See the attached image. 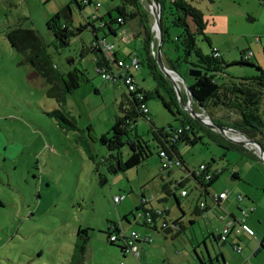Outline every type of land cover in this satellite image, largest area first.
Masks as SVG:
<instances>
[{
  "label": "rangeland",
  "instance_id": "obj_1",
  "mask_svg": "<svg viewBox=\"0 0 264 264\" xmlns=\"http://www.w3.org/2000/svg\"><path fill=\"white\" fill-rule=\"evenodd\" d=\"M189 1L203 9L205 18H210L208 10L200 5L204 0ZM97 2L100 6L95 9ZM116 4L119 0H91L81 8L74 0H0V264H68L79 228H86L89 234L85 262L99 264L102 254L111 249L119 250L109 243L105 231L114 221L127 223L124 213L133 222L128 208L134 212L141 202V193L153 195L155 199L163 198L159 204L169 209L165 214L168 223L176 217L182 220L178 234L172 233L174 230L150 232L155 248L153 256L158 264H200L199 258L211 264L209 255L214 264H223L218 256L219 249L224 246L212 233H218L221 228L222 223L217 217L221 208H226L224 205L221 208L211 206L210 194L217 193L220 188L230 193L235 182L244 188L250 182L264 183V162L252 152L255 147L240 144L239 148H225L203 136L195 144H179L184 164L195 169L204 161L210 162L213 170L222 169V173L208 187V194L193 177H188L184 184L188 194L181 196L177 183L187 177L186 171L183 166L161 169L149 131L151 124L142 117L133 125L129 137L138 135L149 141L153 154L140 165L126 170L114 165L117 156L122 161L127 159L129 145L124 143L118 151L109 150L100 143L99 137L109 133L119 114L118 103L128 93L122 83L112 85L95 70L94 53L90 50L95 35L88 21L94 23L98 37L112 42L120 55L130 50L141 55L142 34L133 35L131 31H136L134 23L115 37L105 35L106 29L99 27V20L93 21L94 14L102 15L108 7L114 13ZM66 5L70 6V13L62 14L60 23H67L75 34L67 46H59L46 22ZM227 14L226 10L217 15L215 10L212 12L217 20L216 28L224 29L219 38L231 43L232 40L239 41L241 33H245L247 43L243 38L240 40L243 45L247 44L243 51L252 50L251 61L264 70V15L250 21L244 14L238 13L236 17L228 14L227 30ZM103 17L108 18L107 12ZM80 26L83 28L78 30ZM15 27L36 31L56 77L76 67L85 72L88 81L73 92L62 90L58 78L52 84L47 83L9 44L7 33ZM213 28L209 26L208 31ZM179 31L176 27L170 29L172 37ZM128 33L131 38L126 37ZM198 38V46L208 51L207 43ZM257 38L260 41L257 42ZM240 49L231 50L228 57L223 58L227 65L217 78L218 83H239L259 73L256 66L236 63L240 60ZM163 51L172 58L179 54L171 42L164 44ZM189 69L186 63L179 67L184 81L180 80L178 85L184 98L188 97L186 86L193 81ZM133 72L141 87L153 93L147 100L153 124L157 127L181 125L186 119V111L172 82L165 78L164 85L158 86L152 70L146 65H140ZM156 89L171 102L174 114L164 106L154 92ZM192 109L202 110L194 100ZM202 111L228 125L239 119V114L229 108L210 107ZM260 111L264 119V96ZM227 134L231 135L230 132ZM127 139V136L122 137L124 142ZM233 172H237L238 178L232 177ZM164 184L172 185L170 188L178 197L179 206L173 192H164ZM114 195L124 197L116 204ZM155 199H152L153 203L157 201ZM201 201L210 208L196 215L194 207ZM134 228L140 226L134 223ZM225 246L236 253L228 243ZM235 256L241 258L239 254Z\"/></svg>",
  "mask_w": 264,
  "mask_h": 264
},
{
  "label": "trees",
  "instance_id": "obj_2",
  "mask_svg": "<svg viewBox=\"0 0 264 264\" xmlns=\"http://www.w3.org/2000/svg\"><path fill=\"white\" fill-rule=\"evenodd\" d=\"M74 1L81 8L83 4L86 5L91 3V0H86L85 2L78 0ZM158 2L160 4V24L163 36L161 54H163L162 50L164 44L167 42L174 43V49L179 52L175 58L166 57L164 61L165 65L178 72L182 77H184V75L179 71V67L182 63H186L190 68L200 70V75L197 77L191 76L193 81L186 86V89L189 92V95L193 97V100L198 102V105L202 110H207L210 107H224L236 111L239 114V119L230 125L224 124L221 120L211 115L209 116L217 123L231 129L241 131L249 137L256 139L264 146V119L262 117L263 112L260 111L261 102L264 96V70L257 65L258 63L254 65L253 61H251L252 54L248 59H243V54L245 53V51H243L241 52L240 60L236 61V63L256 66L259 73L239 83H235L233 81H231L230 84L218 83L217 78L220 76L224 66L227 64H225L221 53L218 51L217 54V51L214 50L209 37L204 31L206 20L203 17L202 11L195 7L189 0H158ZM146 3L147 2L145 0H119V4L113 8L114 13L109 12L107 19L104 17H98V15L94 14L93 21L99 20V27L106 29L105 35L112 34L115 37L126 27H129L130 24L134 23L135 27L142 34V53L141 55H135L139 58L140 65H146L152 70L154 79L157 81L158 86H163L165 78L167 77L160 71L156 63L155 50L158 40L155 37V31L151 29L153 16ZM67 12L70 13L69 5H66L61 11L56 12L46 22L47 27L52 31L59 46H67L70 38L75 34V32L69 28L67 23H60L62 14H66ZM88 25H91L95 35V38L90 43V50L94 53L95 70L102 66H106L108 70H111L112 64L109 66V60L105 57L103 51L95 45L101 40L106 41L105 38L98 37L96 32L97 28L94 23L88 21ZM85 26L86 25H84V27ZM172 27L180 29L179 33H177L174 37H172L170 32ZM82 28L83 26H80L78 30H81ZM198 37L207 43L208 51H204L203 48L198 46ZM7 40L11 47L22 55V61L29 64L36 74L44 78L47 83L52 84L53 80L58 78L62 90L65 92H73L83 83L88 81L85 72L76 67L56 77L54 75V67L50 62L46 48L43 45L41 38L32 28L15 27L7 33ZM113 60H116L114 51ZM123 85L126 88L128 95L125 94L118 103L119 114L116 115L109 133L102 134L99 137L100 143L105 145L109 150L118 151L124 143L129 145V156L125 161H122L120 157L117 156L116 165H118L121 170H126L140 165L153 154L149 141L138 137V135L133 138L129 137V133L133 125L139 117H142L148 120L151 124L149 131L152 133V140L155 142V148H157L156 152L158 159H160L159 153L161 151H166L169 158L175 155L180 160V166H183L186 171L187 177L182 178L177 183L180 190L185 188V179L193 177L203 188L205 193L208 194V187L211 186L219 177L222 173V169L213 170L211 169L212 167L210 162H202L205 164L206 170H210L212 172L211 177L204 180L202 175H197L193 172V168H188L184 164L182 156L179 153V144L182 142L186 144H195L198 141H201L203 136H208L220 146L225 148H229L230 146L239 148L241 145L230 142L219 132L208 128L204 124L195 120L188 113H185L186 119L182 120L181 125L178 126L183 127L188 125L189 128H184L177 138H172L173 134H171V132H173L174 127L178 126L169 124L157 127L152 122L149 110L148 112H143L140 109L141 104L147 105V100L153 96V93L149 91L147 92L137 83V89L135 91H129L126 85ZM170 89L173 91L172 86ZM154 92L162 100L164 106L172 112L171 102L161 96L157 89L154 90ZM182 97L184 98L183 95ZM174 100L176 106H178L176 98H174ZM202 110L197 112H201ZM172 113L174 114L175 112ZM199 131H201L202 134H200ZM123 136L128 137L126 142L122 140ZM252 155L256 157L254 154ZM232 175L233 178H238L237 172H233ZM170 187H172V185L169 186L164 184L163 190L166 194L173 192L172 194L179 206V199ZM210 195L212 196L213 194ZM141 196L143 197L142 194ZM162 199L163 198L160 200ZM199 203L198 205H195L193 210L196 215L207 210V207L201 208ZM0 204H2L1 201ZM214 205L219 207V203ZM144 206L143 202H141V204L135 208L134 212H132V216L136 217L139 210L148 211L154 219L151 224L145 223L143 219V225L150 228L154 227L156 223H158V221H156L158 216L154 213V209H145ZM166 213L167 210L165 214ZM124 219H128L127 216H124ZM178 223L179 220L173 221V224L179 225ZM162 230L170 232L171 227L163 228ZM119 232V229L115 225L112 226V228H107L105 233L110 244L117 245L109 240V236L111 234H118ZM77 235L78 239L70 255L69 264H82L85 257L86 244L89 240L88 231L86 228H79ZM226 242H228V240ZM117 246L121 248L120 245ZM209 260L211 262L210 258ZM199 262L200 264H207V262L202 258H199Z\"/></svg>",
  "mask_w": 264,
  "mask_h": 264
},
{
  "label": "crops",
  "instance_id": "obj_3",
  "mask_svg": "<svg viewBox=\"0 0 264 264\" xmlns=\"http://www.w3.org/2000/svg\"><path fill=\"white\" fill-rule=\"evenodd\" d=\"M263 1L264 0H204L203 2L200 3L201 6L203 5V7L206 10H208L207 12H208V15L210 16V18L209 17L205 18V13L203 12V9H200L203 13L204 19L206 20L205 33L209 37L211 45L217 50H219L223 58L226 59L229 53L231 52V50L235 48L241 47L240 52H243V50L247 49V44L243 45V43H240L241 38H243L244 41H246L247 43V38L245 37V33H241L239 41L232 40L231 43H226L225 40H222L221 38H219V35L224 34V29H221L220 27L216 28L217 20L215 17L212 16L213 10H215L216 15L221 10H226L228 14L235 15V17L238 16V13H239V14H244L246 16V20L255 21L256 19H260L264 15ZM105 12H107L108 14L109 12H111V9L108 7L105 10ZM103 14L98 15V17L102 18ZM228 14H227V19H226V24H225V28H227V30H229ZM211 25L214 28L213 30L208 31V27ZM133 28L136 29V31L134 29L131 31L133 35L141 34L140 31L135 26ZM126 37L131 38L132 36L130 35V33H128ZM121 38L124 39V36H122ZM250 52L253 56L254 55L253 51L250 50ZM131 54H137V53H135V51L133 50H130V51H127L126 54L120 55L117 50H114L115 58H119V59L126 58ZM105 56L110 57L108 54H106ZM166 57L172 58L169 54L163 51V54H162L163 61H165ZM135 74L136 73H133V79L141 87V85L136 81ZM112 85H116V84H112ZM186 98L187 97H185V99ZM232 186L233 187H230V190H231L230 193L227 192L228 195L226 199L223 200L224 201L223 204L222 202H220V206H219L221 208L224 205V207L227 210L223 208H221V210L225 211L226 213L234 215L236 218L239 217L240 207L249 208L253 206V210L249 212L247 219H246L245 229L241 232V234L238 237H234L231 235L228 237V242H221L217 237V233L216 234L212 233V235L221 243V245L224 246V249H221V248L219 249L220 254L218 256V259L222 258L223 264H264V242H263L264 241V183L254 184L250 182L249 186H247V188H244V187H241L237 182H235V185H232ZM225 190L226 189L224 188H220L217 193L221 191H225ZM237 195H241L243 197L241 201L237 200L236 198ZM140 198H142L141 194H140ZM160 199L161 198H156L155 200L157 201L154 203L151 201L150 202L151 206L153 208H162L161 205L159 204V202L161 201ZM120 201L114 202V203L117 204V203H120ZM139 205L140 204L136 206H139ZM213 205H214V202L212 201L211 206ZM206 207L208 210L210 208V205L207 204ZM128 210L129 212H133V210H131L130 208H128ZM168 211L169 209L167 210V213H169ZM124 216H127V213H124ZM206 217L209 218L210 216L206 214ZM132 219H133V222H131L129 218L125 219L127 223H124L123 220H121L119 223L114 221L112 225H109L108 227L112 228V226L115 225L119 229V231L123 232L124 234L129 233V231L131 230H137L141 233H147V234H151L153 232H157L158 230H162L159 228L158 223H156L154 227L150 228V227L143 225V218L132 216ZM175 220H179V223H178L179 225H177L178 228H175V229L172 228L171 231L174 230L172 233L178 234L182 228V220L176 217L175 219H172L171 222ZM217 220L220 221L218 217H217ZM134 223L140 226V228L139 229L134 228ZM225 243H228L232 249H233L232 243H238L241 246V252L238 253L241 256V258L238 256H235V255H238L237 252L236 253L231 252L228 248H226ZM116 248H118L119 250L117 251L115 249L110 248L111 249L110 252H105L104 254H102L99 258V264H139L142 261H148L150 264H158L157 258L153 256V251L155 249L153 243L142 245V256L140 259H136L131 253H124L119 246H117ZM85 255H86V252H85ZM244 256H246V258L243 261ZM208 258L212 259V256L209 255ZM69 260H68V264H69ZM85 260L86 259L84 257L82 264L88 263V262H85ZM211 264H214L212 260H211Z\"/></svg>",
  "mask_w": 264,
  "mask_h": 264
},
{
  "label": "built area",
  "instance_id": "obj_4",
  "mask_svg": "<svg viewBox=\"0 0 264 264\" xmlns=\"http://www.w3.org/2000/svg\"><path fill=\"white\" fill-rule=\"evenodd\" d=\"M85 2L86 0H82ZM264 3V1H263ZM99 3L94 4V8L97 9L99 7ZM257 41H260L259 38L256 39ZM95 44V43H94ZM97 47H99L104 55L108 54L110 57H106L109 60V66L112 64V69L108 70L106 66L98 67L96 71L100 74L101 78L105 79L106 81H109L112 84H116L118 82H121L126 85L127 89L129 91H135L137 89V85L133 79V70H137L140 68V61L139 58L135 54H131L126 58H116V60H113V51H114V44L111 42H106L104 40H101L99 43L95 44ZM214 50L218 51L216 48ZM264 51V49H263ZM251 55V52L244 53L243 59H248ZM140 109L143 112H148V106L146 104H141ZM188 129L189 126H178L174 127L172 138H177V136L183 131V129ZM160 155V166L161 169H170L180 166V160L173 155L171 158L168 157L166 151H161L159 153ZM212 169V168H211ZM197 175H202V178L204 180H207L211 177L212 172L210 170H206L205 164H200L197 168L193 170ZM187 174V173H186ZM143 197L141 198V202L145 205V209H154V213L158 216V225L160 228H167L171 227V229L178 228L177 224H173V222L168 223L166 218L164 217V214L166 212V208H153L151 206V201L155 197L153 195L146 196L145 194L141 193ZM181 196H186L187 190L185 188H182L180 190ZM228 193L227 191H221L217 194H213L212 201L214 204L219 203L226 199ZM124 195L122 196H114L113 201L118 202L120 201ZM238 201L242 200L241 195L236 196ZM140 202V204H141ZM201 208H204L207 206L205 201H201L199 203ZM253 210V206L249 208H239V217L236 218L234 215L226 213L222 210V212L219 214L218 218L222 222L221 228L218 230L217 236L220 241L226 242L228 240L229 236L238 237L241 232L245 229L246 219L250 211ZM136 217L143 218L144 222L147 224H151L154 217L148 213V211L139 210L136 214ZM109 240L111 242H114L121 246L122 251L124 253H131L136 259H140L142 256V245L143 244H151L153 241V238L150 234L147 233H141L137 230H131L129 233L124 234L123 232H119L118 234H111L109 236ZM264 242V241H263ZM232 247L235 252L240 253L241 252V246L238 243H233ZM139 264H150L148 261H142Z\"/></svg>",
  "mask_w": 264,
  "mask_h": 264
},
{
  "label": "water",
  "instance_id": "obj_5",
  "mask_svg": "<svg viewBox=\"0 0 264 264\" xmlns=\"http://www.w3.org/2000/svg\"><path fill=\"white\" fill-rule=\"evenodd\" d=\"M145 1L147 2L150 12L153 16V24L151 29L155 31V36L158 39L157 47L155 50L157 66L160 69V71L172 82L173 88L176 90V93L180 99V103L184 107L186 113L191 115L195 120L204 124L208 128L219 132L230 142L246 145L248 148L249 146L255 147L254 152L264 162V146L259 141L249 137L248 135L244 134L241 131L231 129L227 126H223L217 123L209 115L203 113L202 111L201 112L194 111L192 109L193 97L189 95L188 91H187L188 97L186 99L182 97V93L179 89L178 84L180 80H183V77L178 72L167 67L162 59L161 47L163 45V36H162L161 24H160V4L158 0H145ZM72 61L73 60H71V62ZM200 73H201L200 70H197L195 68H190L188 71L189 76L192 77H197L200 75ZM228 132H230L232 136L227 134Z\"/></svg>",
  "mask_w": 264,
  "mask_h": 264
},
{
  "label": "flooded vegetation",
  "instance_id": "obj_6",
  "mask_svg": "<svg viewBox=\"0 0 264 264\" xmlns=\"http://www.w3.org/2000/svg\"><path fill=\"white\" fill-rule=\"evenodd\" d=\"M117 164V163H116ZM116 164H114L116 166ZM118 166V165H117ZM212 260V259H211Z\"/></svg>",
  "mask_w": 264,
  "mask_h": 264
}]
</instances>
